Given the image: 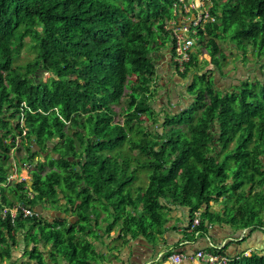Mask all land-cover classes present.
Returning <instances> with one entry per match:
<instances>
[{
	"label": "trees",
	"instance_id": "trees-1",
	"mask_svg": "<svg viewBox=\"0 0 264 264\" xmlns=\"http://www.w3.org/2000/svg\"><path fill=\"white\" fill-rule=\"evenodd\" d=\"M211 1L215 21L197 27V43L215 69L221 70L225 61L221 37H229L238 51L257 48L263 54L264 0ZM175 2L0 0V264L11 258L22 230L25 242L29 238L33 244L25 250V264H56V254L65 264H92L93 245L75 236L96 237L92 226L98 225L101 213L105 231L118 226L117 239L124 244L127 235H161L167 222L165 204L186 207L189 219L200 210L194 229L200 233L208 230L207 222L241 229L264 226V170L259 164L264 157V82L255 89L245 80L219 96L211 75L202 68L194 71L199 53L194 46L179 72L182 78L194 72L187 89L192 103L176 113L163 108L161 131L143 127L142 115L158 122L152 84L160 78L162 50L170 44L174 55L165 26L175 18ZM26 38L33 57L15 65ZM46 72L50 76L43 80ZM130 135L138 138L129 140ZM125 142L138 158H122ZM250 142L256 145L245 149ZM13 149L24 152L25 166L35 165L29 169V185L7 183ZM46 151L57 156L37 158ZM137 167L149 170L144 188L132 187ZM10 194L33 209L38 204L59 207L65 200L69 214L80 221L77 231L74 224L65 226L67 219L48 222L41 214L17 215L11 223L9 215L1 216L3 207L16 205ZM220 198L224 207L214 210L210 202ZM59 211L69 215L67 209ZM25 224L38 226V240L24 231ZM188 227L184 233L193 237ZM39 242L55 246L56 252H48L49 261ZM228 264H264V254L231 257Z\"/></svg>",
	"mask_w": 264,
	"mask_h": 264
},
{
	"label": "rangeland",
	"instance_id": "rangeland-1",
	"mask_svg": "<svg viewBox=\"0 0 264 264\" xmlns=\"http://www.w3.org/2000/svg\"><path fill=\"white\" fill-rule=\"evenodd\" d=\"M222 1H224V0H220V2H222ZM211 7H212V4H211ZM234 29H235V25L232 26L231 30L227 34L231 35L232 31ZM169 31H170V35H171V30L169 29ZM230 40L231 39L226 36V37L219 38V41H218V44L221 47L222 52L224 54V60H225L222 63L223 67L221 70L215 69L214 65L209 62L210 56L207 54L204 47L201 46L199 43H197L198 41L195 44L199 53L197 54L198 55L197 56V61H198L197 62V68H193V69L196 72L202 68V72H207L208 73L207 75H209V76L211 75V77L213 79L214 78L217 79V81L215 83L217 84L216 87L220 88L217 90V93L219 96H222L223 93L233 91L234 86H238V85L241 86V84L243 82H245V80L248 82V85L251 88L255 87V89H259L261 82H264V52H262L263 54H259V52L257 51V48H249V50H245V52L243 53L241 51H238V48H236L233 44H230V43H232ZM30 43L31 42L29 41L28 38H26V40L22 43L21 47L19 48L18 54L16 55L15 65L23 66L24 64H26L28 61H30L32 59L33 50L29 46ZM168 46L169 47L162 50V54H161L162 60L160 61V63H159L160 67L158 68L159 70L161 69V71H162L161 76H159L160 78L155 79V81L157 83L152 84V86H154L156 91L154 92V97L152 98L151 102H152V106L155 108V110L157 112L158 122L154 123L149 117H147L145 115H142V117H141V121L143 122L142 123L143 127H145V128L147 127L148 129H151V130L157 129L158 131H161V129H162L161 123L163 122V112H162L163 108H166L169 113H176V112L181 111L186 106H188L192 103L193 97L188 94L187 89H188L189 84L193 80L194 72L189 71L187 76H185L184 78H182L179 75V71L176 72L175 75H173V73H174L173 72L174 71L173 65H170L169 64L170 62L168 63V60H169L168 57L169 56L172 57V54H171L172 47L170 46V44ZM164 56H166V59L163 58ZM218 58L222 61L221 56L218 55ZM204 61H206V62H204ZM171 69H173V70L171 71ZM170 75H172V76H170ZM49 76H50L49 73H47V72L44 73L42 75L43 80H47ZM132 79L133 78H131V80ZM236 79L239 80L240 82L237 81ZM223 80H225V82ZM197 81L200 82L199 79H197ZM234 82H235V84H232ZM116 109L118 110V108H116ZM34 124H35L34 122L31 123L32 126H34ZM132 136H131V138H129V140H135L138 138V136H135V137H132ZM236 142H237V138H235L234 142L231 144L230 147L234 148L236 146ZM15 144L17 145L18 141H16ZM255 145H256V143L250 142L245 149L251 150V148L254 147ZM121 148H122L121 150L123 153L122 154L123 159H125L124 154L129 155L130 156L129 158L132 160L138 158V154H136L135 151H132L129 148V144H127V142H125V144ZM35 149H37V147H35ZM116 150L120 151V148H119V150L118 149H116ZM113 153H115V151ZM263 154H264V152H263ZM24 155L25 154L22 150L18 153L16 150L13 149V151H12V163H15V164H12V172L10 171V173H13L12 174L13 176H12L10 181H7V183L13 184V183H20L23 181L28 182V185L32 183V179L29 176V169H33L35 165L25 166L21 162V158L22 157L24 158ZM52 155H54L55 157L57 156L56 154H53L50 151H46L44 153L38 154L37 158H39L42 161H46ZM129 158H127V159H129ZM218 158H219V161H222L224 159V156L221 155ZM259 164L263 165V166H261V170L262 169L264 170V157H261V159L259 160ZM22 166H23V168H22ZM132 166L134 167L135 164H133ZM137 168H138L137 174H136L137 178L132 183V187L133 186L134 187L140 186V187L144 188L148 183L149 170L147 168H143V167L142 168L137 167ZM44 171L45 170H43L42 173H44ZM247 171L248 170H246V172ZM243 173H244V171H241V174H243ZM231 174H232V172H231ZM231 177H233V179L236 180L237 174L234 176H231ZM238 178L241 179V176ZM229 180H227V182H229ZM226 186H227V183H226ZM248 188L249 187L246 186V189H248ZM135 191H138V190L135 188ZM67 194L69 196H72V193L69 191H67ZM134 196H136V192H134ZM9 197H10L11 201L18 202V199L16 196H13L12 194H10ZM225 199H226V196L223 197V200H222V198H220L217 201L212 200L210 202V204L212 205V207H216L218 210H221V207L218 204L221 203V200L225 201ZM64 202H65V200H61V202L59 201V207L56 206L57 203L52 204V206H50L51 208L47 207L48 205L45 206V205L40 204V205H42L43 211L45 213V215L41 216V217H43V220L48 221V222H53L54 219H58V217H59L58 214H63L61 212H58L59 209H61V210L67 209L68 210L67 213L69 214V212H71V206L67 205V203L64 204ZM48 208H49V210H48ZM50 210H53V212H50ZM196 212H200V210L195 211V213ZM38 214H40V213L38 212ZM45 216H48V217H45ZM67 216L68 217H61V218L67 219L65 222V226L69 227L71 225V223H70L71 221L69 220V218H71L72 215L69 214ZM192 218H190V220ZM76 220H77V217H76L75 221ZM77 223H80V221L72 223V224H74V226H75L74 228L76 231L78 229ZM209 224H211V223H209ZM211 227H212V225H211ZM25 228H26V230H24V231H26L27 234L30 232V233H32L31 236L36 235L37 240L39 239L38 238L39 237L38 226L37 227L36 226L30 227V225L25 224ZM99 228H101V225L99 223H98V225H96V223H93V226H92L93 231L98 232ZM241 231H242V236H244L245 233H247L246 228H242ZM187 232H189V230ZM189 233H192V232H189ZM201 234H205V233H201ZM75 237L77 240H79V239L85 240L83 234H76ZM17 238L19 241H21L20 246H22V247L21 248H16V247L13 248L14 249V250H12V252H14L13 257H15V254H16V256L18 255L20 258L26 257L28 259V257L26 255L24 256L23 253L21 254L20 251H23V249H26V247H27L25 245L26 243L30 244L29 247L33 245L31 239L28 238L27 241L24 243L23 241H25V240L23 239L24 237H23V234H21V233H18ZM132 239H134V238H132ZM116 242L119 243L120 246L122 245V239H120V242H119V240H116ZM38 244H39V249H41V251L44 252V254H43L44 259L48 260V252H49V250H54L55 246L52 245L51 242H49V244H43V242H39ZM41 244H42V246L40 247ZM116 245H118V244H116ZM212 247H214V246H212ZM221 247H223V245H221ZM213 249L215 252L216 247ZM94 250L97 252L96 249H94ZM53 252H56V248ZM168 252L158 254L160 262H162L161 259H163L166 256L165 261H167L168 264H170L168 261V256H169V254H171L174 251L172 250L169 253ZM178 252H180V251H178ZM222 252H223V248H222ZM241 254H243L244 256H250L252 254V251H250V249L244 250L243 253H241ZM226 255L227 254H225V256ZM56 257H57V259H56L57 263L63 264L64 259H63L62 255L56 254ZM118 258H121V257L118 256ZM229 258H231V257H229ZM232 258H234V257H232ZM9 260H7V262H9ZM89 261L92 264H94L93 261H91V260H89ZM196 263H198V262L196 261Z\"/></svg>",
	"mask_w": 264,
	"mask_h": 264
},
{
	"label": "crops",
	"instance_id": "crops-1",
	"mask_svg": "<svg viewBox=\"0 0 264 264\" xmlns=\"http://www.w3.org/2000/svg\"><path fill=\"white\" fill-rule=\"evenodd\" d=\"M169 57V60L167 59L168 63L170 62ZM163 58L166 59V56H164ZM158 72V75L161 76V69ZM213 80L214 82L217 81V79L215 78ZM223 81L225 82V80ZM232 84H235V82ZM217 89L220 88L217 87ZM10 171L12 172V168L10 169ZM30 196H32V194H30ZM13 203L16 204L18 202ZM38 205L36 206V209L34 208L36 212H39ZM165 205L167 222L164 225L165 230L161 235L156 236V238H144L142 236H139L132 240L130 236L127 235L125 238L126 243H122L121 246L116 242V240H119L117 239L120 233L119 227L115 226L111 229L110 232L107 233L105 231L107 222H102V217L104 216V214L101 213L98 219L101 228L98 229V232L95 231L97 236L93 237L92 235H84L85 240L90 241L93 245V248L97 250V252L95 251L94 254V264H168L167 261L160 262L158 254H162L172 250L174 252L178 250L184 254H193L198 249L209 250L212 246L216 247L221 245H223V252L229 257L241 256L243 255L241 253H243L244 250L249 249L250 251H252V253L264 254V226L247 227V233L242 236L241 228H236L234 226H231L230 224L228 225V223L225 222H214L211 224L212 227L208 229L205 234H200L197 237H191L190 235L186 236L184 230L189 224L188 209L179 205ZM218 205H220L221 209L224 207L222 203H219ZM213 209L218 210L216 207H213ZM98 210L100 209L97 208V211ZM41 212H39L41 216L45 215L43 210ZM50 212H53V210H50ZM58 216L68 217L66 214H58ZM76 217L75 215H72V219L69 218L71 224L77 221H75ZM21 234H23L24 237L23 230ZM17 241L18 243L15 247L21 248V241H19L18 238ZM23 242L25 243V241ZM25 245L28 248L31 247H29L30 244L26 243ZM25 250L26 249L20 251V253H23L24 256ZM12 253L14 254V252H11V254ZM118 256L121 258H118ZM12 257L13 256L11 255L9 262L4 261V263L25 264V262H27L26 257L20 258L18 255L16 256V254L15 257ZM56 264H58L57 261ZM63 264H65V262H63ZM180 264H196V260L194 262L190 260H183Z\"/></svg>",
	"mask_w": 264,
	"mask_h": 264
},
{
	"label": "built area",
	"instance_id": "built-area-1",
	"mask_svg": "<svg viewBox=\"0 0 264 264\" xmlns=\"http://www.w3.org/2000/svg\"><path fill=\"white\" fill-rule=\"evenodd\" d=\"M210 0H178L175 2L173 13L175 18L167 22L166 29L171 30L172 46L174 55L172 62L179 72H183L185 64L189 62L193 48L197 42V27H204L207 22H214L215 17L211 14ZM12 173L7 177V181L12 178ZM30 196V194H29ZM10 216L11 223L17 215L22 217H33L38 213L29 205L23 203H16L12 208L3 207L1 216L4 218ZM200 212H196L193 218L189 219L188 230L192 232L195 237L201 233L194 229L200 224ZM206 228L210 229L211 224L206 223ZM215 248V247H213ZM221 246H216V250L198 249L193 254H184L178 251L172 252L168 256L170 264H180L183 260H195L199 264H228L230 258L222 252ZM196 263V264H198Z\"/></svg>",
	"mask_w": 264,
	"mask_h": 264
},
{
	"label": "water",
	"instance_id": "water-1",
	"mask_svg": "<svg viewBox=\"0 0 264 264\" xmlns=\"http://www.w3.org/2000/svg\"><path fill=\"white\" fill-rule=\"evenodd\" d=\"M49 146H52V145H49ZM38 206H39V208H38V209H39V212H41V211L43 210V207H42V205H40V204H39ZM37 213H38V212H37ZM11 255L13 256L14 254L12 253Z\"/></svg>",
	"mask_w": 264,
	"mask_h": 264
},
{
	"label": "flooded vegetation",
	"instance_id": "flooded-vegetation-1",
	"mask_svg": "<svg viewBox=\"0 0 264 264\" xmlns=\"http://www.w3.org/2000/svg\"><path fill=\"white\" fill-rule=\"evenodd\" d=\"M172 70H173V69H171V71H172ZM171 71H170V72H171ZM173 72H174V71H173ZM175 73H176V72H174L173 75H175Z\"/></svg>",
	"mask_w": 264,
	"mask_h": 264
},
{
	"label": "clouds",
	"instance_id": "clouds-1",
	"mask_svg": "<svg viewBox=\"0 0 264 264\" xmlns=\"http://www.w3.org/2000/svg\"><path fill=\"white\" fill-rule=\"evenodd\" d=\"M210 2L212 3V1L210 0ZM211 9V8H210ZM211 12V11H210ZM196 46V45H195ZM171 61V60H170Z\"/></svg>",
	"mask_w": 264,
	"mask_h": 264
}]
</instances>
